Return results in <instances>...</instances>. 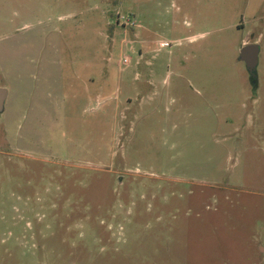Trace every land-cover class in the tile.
Here are the masks:
<instances>
[{
  "label": "rangeland",
  "instance_id": "obj_1",
  "mask_svg": "<svg viewBox=\"0 0 264 264\" xmlns=\"http://www.w3.org/2000/svg\"><path fill=\"white\" fill-rule=\"evenodd\" d=\"M0 87V264H264V0H0Z\"/></svg>",
  "mask_w": 264,
  "mask_h": 264
},
{
  "label": "water",
  "instance_id": "obj_2",
  "mask_svg": "<svg viewBox=\"0 0 264 264\" xmlns=\"http://www.w3.org/2000/svg\"><path fill=\"white\" fill-rule=\"evenodd\" d=\"M239 59L244 61L247 71L250 75L252 84L256 83V66L258 64V45L248 43L243 45L239 50ZM7 91L0 87V113L3 111L4 101Z\"/></svg>",
  "mask_w": 264,
  "mask_h": 264
},
{
  "label": "built area",
  "instance_id": "obj_3",
  "mask_svg": "<svg viewBox=\"0 0 264 264\" xmlns=\"http://www.w3.org/2000/svg\"><path fill=\"white\" fill-rule=\"evenodd\" d=\"M120 17H121L120 14L117 13V18L115 20V24L116 25H119V26H126L127 25V26H130V27L135 26L134 20L124 19L123 17H122V19H120ZM124 24H126V25H124ZM123 62L124 63L127 62V58L126 57L123 58Z\"/></svg>",
  "mask_w": 264,
  "mask_h": 264
},
{
  "label": "crops",
  "instance_id": "obj_4",
  "mask_svg": "<svg viewBox=\"0 0 264 264\" xmlns=\"http://www.w3.org/2000/svg\"><path fill=\"white\" fill-rule=\"evenodd\" d=\"M244 43H247V41H243V43H242V44H244Z\"/></svg>",
  "mask_w": 264,
  "mask_h": 264
},
{
  "label": "trees",
  "instance_id": "obj_5",
  "mask_svg": "<svg viewBox=\"0 0 264 264\" xmlns=\"http://www.w3.org/2000/svg\"><path fill=\"white\" fill-rule=\"evenodd\" d=\"M253 86L255 87V86H256V83H255V84H253Z\"/></svg>",
  "mask_w": 264,
  "mask_h": 264
}]
</instances>
